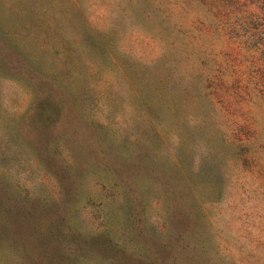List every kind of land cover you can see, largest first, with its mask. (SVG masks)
<instances>
[{"label":"rangeland","instance_id":"obj_1","mask_svg":"<svg viewBox=\"0 0 264 264\" xmlns=\"http://www.w3.org/2000/svg\"><path fill=\"white\" fill-rule=\"evenodd\" d=\"M262 43L264 0H0V264H264ZM196 120L211 182L173 164Z\"/></svg>","mask_w":264,"mask_h":264},{"label":"trees","instance_id":"obj_2","mask_svg":"<svg viewBox=\"0 0 264 264\" xmlns=\"http://www.w3.org/2000/svg\"><path fill=\"white\" fill-rule=\"evenodd\" d=\"M12 11L20 12L21 16L26 17L29 21L35 16L34 10L31 8L30 5L25 4L21 7L13 8ZM255 33V32H254ZM253 34V33H252ZM252 49H255L256 51L260 52L264 55V43L252 47ZM2 60V59H1ZM3 62H0V70L3 71L5 68V64L3 65ZM8 71L14 75L15 78H17V72L14 69H11L9 67H6ZM178 72L175 70H172L170 73H168L165 76V79H163L161 82L162 84H165L166 86L175 87L177 86L178 82ZM208 129L206 128V125L203 124L201 120H196L195 122H187L183 125L181 134L179 133L180 143H179V149H177L176 152H174V158H173V164H175L178 172L180 173V176L185 178H190L191 175H194V178H198L201 180H205L208 182H211L216 176V164H218V161L216 157L214 156L213 150H208L207 153H203L201 150V154H209L206 156H202L201 159L195 158V154L200 151V149H203V146H205L207 149H209V140L207 138ZM166 135L157 134L156 140H165L168 142ZM169 147V143L167 145ZM213 155V156H211ZM215 164V165H214ZM179 168H178V167ZM180 166L182 167L180 169ZM184 172H187L184 173ZM189 174V175H188ZM28 214V215H27ZM25 214V219L14 217L12 222L17 223L19 227L21 226H27L28 229H31V234H41L39 236V240H42L44 238V233H39L36 230V225L33 224V218H31L32 212H29ZM53 220L52 217L49 218L48 224L51 223ZM47 224V225H48ZM48 229V228H47ZM46 232L47 230L44 229ZM1 237V233H0ZM10 237V236H9ZM97 238V237H95ZM26 243H28L26 241ZM38 243V242H37ZM30 246V243L27 244ZM35 248L37 247L36 252H18L17 253V260L19 261V264H45L44 263V255L41 254V243L33 245ZM60 250L52 251L50 254H48V264H60L58 262V259L56 257L58 256V252ZM71 256L66 254L63 256V264H79L78 262L80 260V257H76L74 260ZM78 260V261H76Z\"/></svg>","mask_w":264,"mask_h":264}]
</instances>
